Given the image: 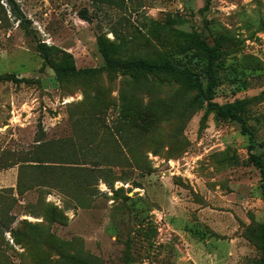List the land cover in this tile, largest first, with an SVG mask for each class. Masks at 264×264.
Segmentation results:
<instances>
[{"label":"rangeland","instance_id":"obj_1","mask_svg":"<svg viewBox=\"0 0 264 264\" xmlns=\"http://www.w3.org/2000/svg\"><path fill=\"white\" fill-rule=\"evenodd\" d=\"M16 2L21 20L0 0V264H262L264 0ZM99 35L113 60L197 83L109 72ZM72 60L85 71L55 73ZM209 103H240L250 132Z\"/></svg>","mask_w":264,"mask_h":264},{"label":"trees","instance_id":"obj_2","mask_svg":"<svg viewBox=\"0 0 264 264\" xmlns=\"http://www.w3.org/2000/svg\"><path fill=\"white\" fill-rule=\"evenodd\" d=\"M11 11L13 14L18 18V20H21L23 18V14L21 13L19 6L16 2V0H7ZM79 17L86 21L90 22V19L88 17V14L86 10H81L79 12ZM107 38L104 35L97 36V43L99 52L103 56L105 60V66L104 69L108 70L109 72H112L114 70H121V71H127L130 73H133L132 75L135 78H140L141 73L144 74V77L153 76L154 78H171L178 81H183L189 84L197 83L195 80V75L189 72L185 69H179L177 66L173 65L172 63L168 61H162L159 63L156 62H146L143 60H132L130 62H122L119 60H113L109 56V43L107 42ZM85 70H78L75 67V64L72 61H69L68 63H64L62 65H59L55 67V73L57 75H75L81 72H84ZM205 97L210 101L211 99L209 96L204 92ZM209 108L214 111L217 118L221 120H233L242 125V128L244 131L248 132V128L245 126V122L243 120V117L241 116V104H229V105H218L214 103H209ZM250 132V131H249ZM250 150H253L256 148L252 136L250 137ZM251 161L254 165L261 168V173L263 177V189H264V169L261 167V162L255 155H251ZM264 192V191H263ZM260 240H261V249H262V264H264V222L262 223L260 227Z\"/></svg>","mask_w":264,"mask_h":264}]
</instances>
